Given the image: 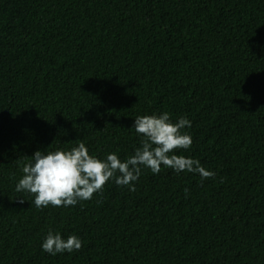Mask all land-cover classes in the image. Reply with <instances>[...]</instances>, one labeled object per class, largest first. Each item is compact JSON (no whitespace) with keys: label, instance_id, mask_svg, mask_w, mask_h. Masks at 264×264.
<instances>
[{"label":"trees","instance_id":"16d2710c","mask_svg":"<svg viewBox=\"0 0 264 264\" xmlns=\"http://www.w3.org/2000/svg\"><path fill=\"white\" fill-rule=\"evenodd\" d=\"M163 112L214 178L142 168L74 207L15 191L35 151L124 161ZM50 229L81 249L45 253ZM0 264H264V0H0Z\"/></svg>","mask_w":264,"mask_h":264},{"label":"clouds","instance_id":"9594fccd","mask_svg":"<svg viewBox=\"0 0 264 264\" xmlns=\"http://www.w3.org/2000/svg\"><path fill=\"white\" fill-rule=\"evenodd\" d=\"M185 127H191L188 119L180 117L173 122L168 112L137 116L133 128L142 137L141 146L124 161L116 153L107 154L103 160L90 155L83 142L70 150L47 153L37 150L23 164V175L15 191L34 196L37 209L74 207L81 201L91 200L94 194L102 195L110 180L135 191L134 182L139 179L142 168L150 169L153 174H159L161 166L177 173L199 174L201 182L214 178L216 173L205 169L199 160L173 154L187 151L192 145V137L181 131ZM184 191L187 194L188 189ZM18 202L23 204L24 199ZM82 244L75 235L65 239L50 229L41 247L45 253L56 255L79 251Z\"/></svg>","mask_w":264,"mask_h":264}]
</instances>
